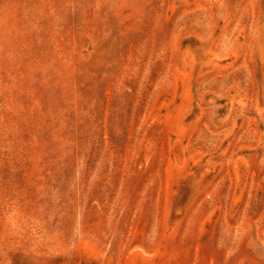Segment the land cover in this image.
Masks as SVG:
<instances>
[{"label": "rangeland", "instance_id": "obj_1", "mask_svg": "<svg viewBox=\"0 0 264 264\" xmlns=\"http://www.w3.org/2000/svg\"><path fill=\"white\" fill-rule=\"evenodd\" d=\"M0 264H264V0H0Z\"/></svg>", "mask_w": 264, "mask_h": 264}]
</instances>
